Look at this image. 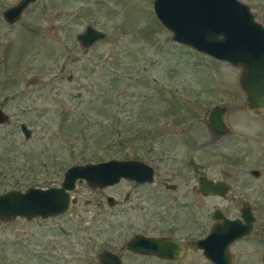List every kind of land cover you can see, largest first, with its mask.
<instances>
[{
    "label": "rangeland",
    "instance_id": "374dc122",
    "mask_svg": "<svg viewBox=\"0 0 264 264\" xmlns=\"http://www.w3.org/2000/svg\"><path fill=\"white\" fill-rule=\"evenodd\" d=\"M17 1L0 0V109L9 117L0 125V193L57 186L69 165L110 158L144 161L161 179L203 174L230 189L203 199L202 216L207 211L210 222L213 209L239 216L246 202L255 220L231 252L236 264H262L264 123L246 108L239 69L173 42L152 0H36L8 24L2 13ZM87 25L105 36L83 48L75 36ZM214 105L226 107L230 133L210 141L203 119ZM111 131L119 136L104 142ZM124 184L113 191L119 201ZM73 196L76 204L61 215L0 220V264H98L99 251L121 258L122 241L146 220L153 232L169 220L152 212L161 208L153 199L126 212L123 202L97 205L102 215L93 216V195Z\"/></svg>",
    "mask_w": 264,
    "mask_h": 264
},
{
    "label": "water",
    "instance_id": "95a60500",
    "mask_svg": "<svg viewBox=\"0 0 264 264\" xmlns=\"http://www.w3.org/2000/svg\"><path fill=\"white\" fill-rule=\"evenodd\" d=\"M35 1L18 0L3 11L2 19L13 24ZM151 6L155 19L170 33L173 42L239 69L238 84L245 96L246 108L260 114L264 123V27L255 20L249 6L240 0H152ZM104 36L102 31L87 25L75 39L87 48ZM225 112V106L214 105L204 114L203 123L215 136L230 133ZM8 121V115L0 109V125ZM19 130L25 139L30 137L31 130L24 123L19 124ZM250 174L257 177L259 172L252 169ZM120 178L137 182L150 180L152 168L141 160L117 158L71 164L64 170L57 186L1 192L0 220L4 222L16 217L45 220L61 215L73 202L70 192L75 182L85 180L91 187H105ZM198 190L204 195L225 196L229 193V185L203 176L199 179ZM212 219L214 223L208 235L198 246L213 264H229L228 246L250 234L255 217L249 205L241 202L238 217L227 218L217 209ZM165 243L164 239L136 236L128 246L140 252H154ZM96 257L98 264H120L116 255L106 251H99ZM261 262L264 264V252Z\"/></svg>",
    "mask_w": 264,
    "mask_h": 264
},
{
    "label": "flooded vegetation",
    "instance_id": "af4514ba",
    "mask_svg": "<svg viewBox=\"0 0 264 264\" xmlns=\"http://www.w3.org/2000/svg\"><path fill=\"white\" fill-rule=\"evenodd\" d=\"M219 137L221 136H215L211 133L210 141H216ZM150 167L152 168V178L142 182H137L129 178H120L115 184L107 185L105 187H91L86 183L85 180L75 182L74 187L70 192L71 198L73 200V205H71L74 206L77 201L73 195L75 193L79 194L80 191L84 189L88 190L93 195L96 208L98 205V208L106 207L108 210L115 209L122 202V212L134 209L142 210L145 208V206L142 205L141 199L144 198L148 199L149 201H152L153 199L161 208L152 212L156 215L162 214L169 217L164 230L153 232V229H156V224L149 225L148 223H150V221L146 220V225L144 224L142 228H140L138 231L136 230V232H133L131 236H127L122 241L120 251L125 253L121 258L119 257L120 264H144V261L149 262V264H213L205 256L203 248L198 245L199 242L208 235L210 226L214 223L212 215L217 209H213L209 214L210 222H208V217L206 215L207 211L202 216L203 210L199 209L204 207L205 203L202 201L203 199H207L210 196L219 195H204L198 190V182L200 177H206L203 174H199L196 178L179 177L178 179H173V177H163V179H161L156 177L155 169L152 166ZM121 182H124V185L128 186L129 188L124 191L122 194V199L119 201L117 197H115L113 191L116 190V187ZM134 189L142 191L143 195L142 197L137 195L132 199V201H130L129 199ZM105 191L107 192L105 193ZM234 200V196H231L230 201ZM87 203H90L89 199L87 200ZM72 206H70V208ZM98 208L97 212L93 214V216L102 215ZM192 208L195 209L194 212H190L192 211ZM220 212L222 215L230 219L238 217H228L221 210ZM148 228L150 229L149 231ZM136 236H141L142 238H147L150 240L164 239L166 243L161 249L153 250L154 252H140L133 250L128 246L129 241ZM240 239L233 241L228 246L229 264H236L234 262V255L231 252V248ZM166 244H168V246H165Z\"/></svg>",
    "mask_w": 264,
    "mask_h": 264
},
{
    "label": "trees",
    "instance_id": "16d2710c",
    "mask_svg": "<svg viewBox=\"0 0 264 264\" xmlns=\"http://www.w3.org/2000/svg\"><path fill=\"white\" fill-rule=\"evenodd\" d=\"M247 1L250 2L249 3L250 4V7L256 11V13L259 16L260 20L264 22V1H261V0H247ZM111 133H113V135H110L108 137V140H106L104 142H110L111 143V142H113L115 140V137L117 135L119 136V134L117 133V131H114V132L111 131ZM120 142H122V141H120ZM34 181H36V180L31 179V182H34ZM12 189H14V188L12 187Z\"/></svg>",
    "mask_w": 264,
    "mask_h": 264
}]
</instances>
